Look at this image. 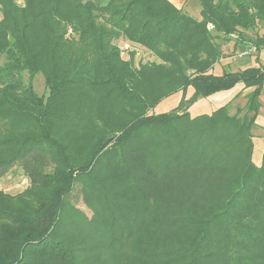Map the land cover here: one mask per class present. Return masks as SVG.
I'll list each match as a JSON object with an SVG mask.
<instances>
[{"label":"trees","instance_id":"trees-1","mask_svg":"<svg viewBox=\"0 0 264 264\" xmlns=\"http://www.w3.org/2000/svg\"><path fill=\"white\" fill-rule=\"evenodd\" d=\"M193 1L199 19L170 0H0V180L28 179L0 189V264H264V65L216 71L232 42L264 50V0Z\"/></svg>","mask_w":264,"mask_h":264},{"label":"rangeland","instance_id":"rangeland-1","mask_svg":"<svg viewBox=\"0 0 264 264\" xmlns=\"http://www.w3.org/2000/svg\"><path fill=\"white\" fill-rule=\"evenodd\" d=\"M170 1L177 8L183 9L185 13L191 15L192 17L196 19L200 18L199 16L200 8L195 1L193 0H170ZM0 19H1V12H0ZM209 29H211V26L209 27ZM123 43H128V42H123ZM123 43H120V44L122 45ZM130 45L131 47L128 48V50L125 51L123 54L124 59H128L129 52L133 51L134 53H136V63H138L141 60L143 62H153V61L159 62V60H157L155 56H153L149 51L145 50L143 47L132 45V44ZM226 57H227L226 59L228 58L230 59V57H232V54H230L229 50L227 51ZM243 57L238 56L233 60L232 65L234 69H235V66H237L238 68L239 66L243 67L244 65L248 64L251 60H253L252 58L253 56H243ZM225 62L226 61H223L222 64ZM222 64L219 63V65H222ZM226 66L228 67L230 65L226 64ZM219 67H216L217 72H220ZM24 78H25V81L28 80L27 75H25ZM34 86H35L36 91L39 94L44 93L45 85H44L42 77L39 76L35 79ZM238 89H239V86L235 87L231 91L221 92V93H217V94L205 97V98L197 99L190 105L188 112L190 113L192 117L202 115V114H212L214 111L219 109L221 106L225 105L228 102L229 97L231 98V94L236 92ZM194 93L195 92L192 88H189L186 91H180L177 94L158 103L155 106V111L157 114L170 113L173 110H175L184 99L185 100L193 99ZM239 103L243 104L244 99L240 98ZM23 181L28 182V179L25 178V176H23L21 171L19 172L18 175H15V176L10 172L0 180V189L5 190L7 193L18 194L24 188L28 186V183L26 186L21 185ZM70 200L78 208L83 210L89 217L91 216V212L86 209L85 205L82 202L80 186H77L74 193L71 195Z\"/></svg>","mask_w":264,"mask_h":264},{"label":"crops","instance_id":"crops-1","mask_svg":"<svg viewBox=\"0 0 264 264\" xmlns=\"http://www.w3.org/2000/svg\"><path fill=\"white\" fill-rule=\"evenodd\" d=\"M259 34H264V30H260L259 31ZM247 36L249 38H254V33H248ZM234 42L230 43L227 50L230 51V54H232V57H230V59H225V60H222L223 61H226L225 63H223L222 65H217V67L220 68V71L222 72L223 70H232V71H236L238 69H246V68H251V67H259L260 65H264V50L261 51L259 54H258V61H256V56L253 55L254 54V50H252L250 52V54H245L244 56H253V60H251L248 64L244 65L243 67L239 66V68L237 66H235V69L233 68V60L240 56V57H243L242 54H235L234 53ZM244 58V57H243ZM221 62V63H222ZM227 65H230V66H226ZM238 91V90H237ZM236 91V92H237ZM232 93L231 94V98L233 97V95L236 93ZM229 97V99H231ZM261 102H262V108L260 110V113H259V116L257 118V125H258V129L255 130V136L253 138V146H254V150H253V155H252V161L253 163L257 166V167H260L261 164H262V160H263V154H264V95L262 96L261 98ZM229 101V100H228Z\"/></svg>","mask_w":264,"mask_h":264},{"label":"built area","instance_id":"built-area-1","mask_svg":"<svg viewBox=\"0 0 264 264\" xmlns=\"http://www.w3.org/2000/svg\"><path fill=\"white\" fill-rule=\"evenodd\" d=\"M232 38H236V36L232 35ZM124 49L127 50L128 47L126 46ZM21 185L26 186L27 185V182L26 181L25 182L23 181Z\"/></svg>","mask_w":264,"mask_h":264}]
</instances>
